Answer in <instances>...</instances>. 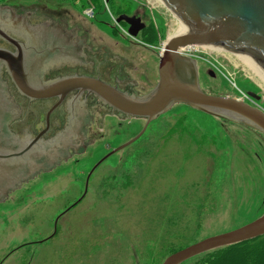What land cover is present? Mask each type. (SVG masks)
I'll use <instances>...</instances> for the list:
<instances>
[{
	"label": "rangeland",
	"instance_id": "1",
	"mask_svg": "<svg viewBox=\"0 0 264 264\" xmlns=\"http://www.w3.org/2000/svg\"><path fill=\"white\" fill-rule=\"evenodd\" d=\"M141 1L161 30L160 54L176 34L179 19L159 0ZM2 2L17 15L30 13L34 21L80 24L84 14L90 18L85 23L96 22L92 11L82 13L74 0ZM95 10L99 21L114 24L111 4L98 0ZM108 28L104 24L100 34L110 43ZM220 49L192 46L184 51L197 60L202 89L264 108V83L243 60ZM144 69L147 74L135 78L139 90L148 92L158 73L153 66ZM119 120L112 130L118 136L109 134L85 156L32 179L0 202V264H162L174 251L264 214V137L184 104L158 117L137 141L109 159L117 170L111 175L97 171L84 200L72 207L83 194L86 176L62 173L92 167L146 124L142 118ZM229 264L246 261L238 256Z\"/></svg>",
	"mask_w": 264,
	"mask_h": 264
},
{
	"label": "water",
	"instance_id": "2",
	"mask_svg": "<svg viewBox=\"0 0 264 264\" xmlns=\"http://www.w3.org/2000/svg\"><path fill=\"white\" fill-rule=\"evenodd\" d=\"M161 1L183 23L185 32L164 44L159 62V81L149 93L141 96L123 92L88 76H69L45 82L41 69L32 66L34 57L0 30V35L17 47L16 53L0 48V202L6 201L24 182L36 177V162L46 159V151L36 148L37 140L26 144L9 129L15 113L1 77L3 66L8 69L19 92L32 100L52 97L63 99L70 91L80 90L94 95L104 105L129 118L145 119L143 131L115 152L137 141L151 122L177 104L264 134V109L240 99L206 93L200 84L197 60L183 52L192 46L222 48L249 57L264 70V0ZM1 16L3 11L0 9ZM11 19L14 24L25 26L26 22L21 18ZM129 33L136 37L138 30L130 28ZM42 40L45 39L38 38L40 43ZM29 41L32 42L31 39ZM210 75L216 76L213 72ZM249 96L260 98L253 92H249ZM263 235L264 214L239 228L189 245L169 255L162 264H184L204 253Z\"/></svg>",
	"mask_w": 264,
	"mask_h": 264
},
{
	"label": "flooded vegetation",
	"instance_id": "3",
	"mask_svg": "<svg viewBox=\"0 0 264 264\" xmlns=\"http://www.w3.org/2000/svg\"><path fill=\"white\" fill-rule=\"evenodd\" d=\"M97 1L74 0L79 11H83L82 13L92 11V18L96 21L85 23V19L89 21L90 18L83 14L80 24L34 21L30 13L24 16L17 15L9 6L0 5L3 11V16L0 17V30L34 57L35 63L33 62L32 66L41 69L45 82L69 76H88L123 92L139 96L149 93L159 81V62L163 52L160 51L159 54L157 45L161 30L155 18L150 16L146 4L141 0H104L113 6L117 18L114 24L103 23L97 19L99 16L95 10ZM11 18H21L26 22L25 26L14 24ZM128 18L132 19L128 21ZM104 24L109 27V37L113 42L104 41L101 35L104 32L102 29ZM130 28L133 31L138 30L136 37L130 35ZM38 38L45 40L40 43ZM0 48L17 52V47L2 35ZM152 66L154 67L152 71L158 73L156 84L148 92L143 91V88L139 90L141 86L135 76L147 74V69L144 68ZM1 77L15 113L9 123L10 131L26 144L37 140L36 148L46 151L44 152L46 159L36 162L38 167L36 177L55 172L74 158L85 156L94 145L101 144L103 139L113 134L112 130L118 123L120 124V118L129 119L126 115L104 105L88 92L72 90L63 99L52 97L32 100L19 92L6 66L2 67ZM259 97L257 101L262 98ZM252 131L264 137V134L257 130ZM114 136L118 134H113ZM118 148H112L109 153L101 155L93 162L92 167L69 168L62 173L86 176L83 194L73 202L72 207L84 200L97 171L102 170L106 175L113 174L116 166L108 161L114 157ZM54 235L55 233L52 237Z\"/></svg>",
	"mask_w": 264,
	"mask_h": 264
},
{
	"label": "trees",
	"instance_id": "4",
	"mask_svg": "<svg viewBox=\"0 0 264 264\" xmlns=\"http://www.w3.org/2000/svg\"><path fill=\"white\" fill-rule=\"evenodd\" d=\"M2 1L4 0H0V2ZM88 7L90 6H87V8ZM177 251H174L173 253ZM204 254L205 257L197 261L195 264H229L231 261H234L235 258H238V256H241V258L246 261V264H261V259L264 256V235Z\"/></svg>",
	"mask_w": 264,
	"mask_h": 264
},
{
	"label": "bare ground",
	"instance_id": "5",
	"mask_svg": "<svg viewBox=\"0 0 264 264\" xmlns=\"http://www.w3.org/2000/svg\"><path fill=\"white\" fill-rule=\"evenodd\" d=\"M159 1H161V0H159ZM179 22H180L179 27L176 30V34H174L173 37L177 36V35H180V34H183L185 32V26L183 25V23H181V21H179ZM189 48H191V47H189ZM215 48H217V47H215ZM220 50H222V48ZM225 51H227V50H225ZM228 52L233 54V55H235L240 60H243L249 66V68L252 70L253 75L256 76L257 79H260L264 83V70L256 62H254L252 59H250L249 57H247L245 55L234 53V52H230V51H228Z\"/></svg>",
	"mask_w": 264,
	"mask_h": 264
}]
</instances>
